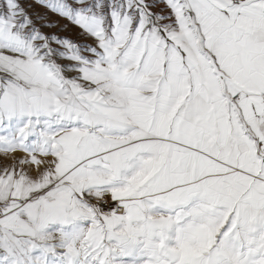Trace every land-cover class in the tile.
<instances>
[{"label": "snow or ice", "instance_id": "snow-or-ice-1", "mask_svg": "<svg viewBox=\"0 0 264 264\" xmlns=\"http://www.w3.org/2000/svg\"><path fill=\"white\" fill-rule=\"evenodd\" d=\"M0 264H264V0H0Z\"/></svg>", "mask_w": 264, "mask_h": 264}]
</instances>
